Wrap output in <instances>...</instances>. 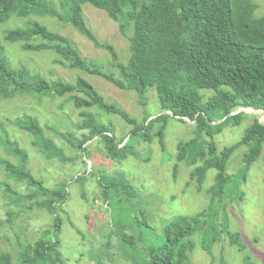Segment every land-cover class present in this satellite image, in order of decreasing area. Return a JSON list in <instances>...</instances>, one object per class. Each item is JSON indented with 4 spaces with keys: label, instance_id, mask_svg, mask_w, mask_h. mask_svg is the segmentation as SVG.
<instances>
[{
    "label": "rangeland",
    "instance_id": "rangeland-1",
    "mask_svg": "<svg viewBox=\"0 0 264 264\" xmlns=\"http://www.w3.org/2000/svg\"><path fill=\"white\" fill-rule=\"evenodd\" d=\"M48 1L59 8L57 0ZM250 1L257 6L255 14L263 16L264 0ZM82 14L97 40L109 44L116 52L118 62L126 63L129 33L122 35L116 22L88 4L82 5ZM30 20L65 37L92 64L91 67L96 64L105 73L117 75L105 49L95 47L92 41L49 15H12L0 22V53L10 67L25 69L28 74L39 75L49 83H73L82 78L107 103L120 108L136 122L133 126L119 115L106 113L96 106L83 109L91 112L115 140L123 139L129 146L131 151L121 159L108 153L99 139L90 140L87 129H77L83 117L68 96L52 98L36 92L0 96V140L11 141L25 151L28 169L45 187L67 194L61 204L62 210L57 211L61 226L54 232L66 263L95 264L94 257L99 252L103 256L100 264H122V259L124 264L137 263L141 258L132 251L159 244L169 221L179 215L191 217L205 210L201 222L205 223L203 228L180 240L193 243L192 249L186 252V264H243L246 258L249 264H264L263 152L247 165L244 156L248 145L236 147L226 164L228 182L222 195L213 202L207 190L214 184L215 170L209 169L199 185L190 178L194 165L187 159L177 158L180 142L198 139L200 145H206L212 141L217 153L237 144L254 119L264 124V109L246 112L240 116L239 123L223 127L212 138L204 132L198 133L194 124L168 116L164 119L161 145L157 130L162 122L153 123L148 133L143 131L149 116L154 118L161 114L154 90L146 91L140 98L134 91L120 90L103 77L54 63L57 57L51 50H23L24 41L5 39L7 31L24 28ZM27 43L46 42L35 37ZM29 118L34 119L42 130L39 140L62 147L69 158L67 161L49 158L33 145L38 142V137L15 124L20 119L29 123ZM134 127H137L136 133ZM64 135L83 142L85 148H74ZM7 150L0 143V252H7L16 260L20 247L45 235V239L49 238L42 231L51 224L54 215L36 206L35 202L44 199L41 195L25 201L26 205L34 203L30 211L20 210L5 197L4 185L28 195L26 183L9 179L3 170V162L19 165L18 158L9 151L8 154ZM115 181L127 183L124 197L114 195L110 189V184ZM227 232L236 233L232 243ZM120 247L124 248V256Z\"/></svg>",
    "mask_w": 264,
    "mask_h": 264
},
{
    "label": "trees",
    "instance_id": "trees-1",
    "mask_svg": "<svg viewBox=\"0 0 264 264\" xmlns=\"http://www.w3.org/2000/svg\"><path fill=\"white\" fill-rule=\"evenodd\" d=\"M57 2L59 8L52 6L48 0H0V22L12 15H49L92 41L95 47L105 49L111 57L110 66L117 69V75L114 76L113 72L105 73L96 64L91 67L92 64L65 37L32 20L24 28L7 31L5 39L11 42L24 41L23 50H51L57 57L54 63L103 77L120 90L134 91L140 98L146 91L154 90L161 114L154 118L149 116L143 131L148 133L153 123L162 122L157 130L161 145L164 119L168 116L182 122L188 121L196 126L198 133L204 132L212 138L223 127L239 123L240 116L246 112L264 109V15L255 14L257 6L250 0ZM84 4L105 12L109 19L118 24L122 35L129 33V57L126 63L118 62L113 48L107 43L99 42L87 27L82 14ZM35 37L46 43H27ZM0 88V96L3 97L32 92L48 94L52 98L66 95L73 106L81 110L79 115L83 120L77 125L78 130L87 129L90 140L99 139L108 153L121 159L126 158L131 151L123 139L115 140L105 127L97 123L91 112L83 109L99 107L106 113L119 115L133 126L136 124L135 120L120 108L107 103L82 78H77L73 83H49L39 75L28 74L25 69H13L0 53ZM27 120L29 123L20 119L15 124L38 137V142H33V145L49 158L61 161L69 159L62 147L51 141H40L42 130L38 123L34 119ZM137 131V127H134V132ZM64 136L69 138L67 141L74 148H85L83 142L69 135ZM197 140L180 142L177 158L187 159L194 165L190 178L195 179L199 185L209 169L215 170L214 184L207 190L213 202L222 195L228 182L226 164L236 147L248 145V152L244 156L247 165L262 152L264 154V124L254 119L237 144L224 147L218 153L212 141L200 145ZM0 143L19 160L17 166L8 162L1 163L5 174L9 179L26 183L28 191V195H24L4 185L5 197L20 210L30 211L34 203L26 205L25 201L41 195L44 199L35 202L36 206L54 215L51 224L42 231L48 234V239H45V235L20 247L16 260L13 255L0 252V264H67L59 250L60 241L54 233L61 226L57 211L62 210L61 204L66 200V192L45 187L36 179L27 167V154L15 143L8 140H0ZM126 186L124 181H115L110 184V189L114 195L124 197ZM204 217L205 210L195 216L179 215L169 221L163 229L159 244L132 251L133 255L141 258L133 264H186V252L192 249L193 243L180 240L203 228L205 223L201 222ZM227 235L232 243L236 233L227 232ZM121 239L124 243V236ZM120 248L124 256V248ZM102 258L99 252L94 257L95 264H100ZM120 262L124 264L123 259ZM243 264H249L248 258Z\"/></svg>",
    "mask_w": 264,
    "mask_h": 264
}]
</instances>
